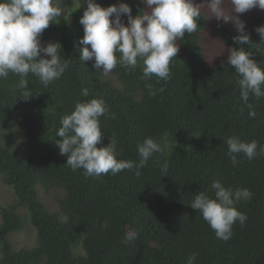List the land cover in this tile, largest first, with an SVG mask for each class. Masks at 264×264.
<instances>
[{"label":"trees","instance_id":"trees-1","mask_svg":"<svg viewBox=\"0 0 264 264\" xmlns=\"http://www.w3.org/2000/svg\"><path fill=\"white\" fill-rule=\"evenodd\" d=\"M77 1L68 24L50 23L40 38L45 45L61 44L62 59L70 60L65 74L45 87L30 73L33 95L27 100L19 97L20 77L10 73L0 79V182L14 193L11 202L0 204V264H187L192 253H197L194 264H264V156L249 160L239 153L233 165L226 144L229 136L239 135L264 145V97L250 96L256 110L250 117L239 99L240 77L227 59L208 65L199 37L205 14L196 32L177 40L169 80L142 79V61L134 70L118 65L105 77L93 61L79 60L86 2ZM94 2L105 8L127 3L133 17L145 10L140 0ZM258 26H264V10L250 19L245 31L252 43L243 47L264 68ZM212 31L229 49L239 47L233 40L238 30L217 22ZM147 83L160 91L150 96ZM84 89L87 97L81 95ZM93 98L108 109L100 117L104 136L98 147L114 142L118 159L138 161L137 146L145 138L160 145L140 176L124 170L97 178L66 164L56 144L60 120L77 102ZM213 181L253 193L251 200L235 204L247 219L243 226L233 225L227 241L191 207L199 191L214 195ZM40 188L52 199L51 208ZM19 206L27 212H18ZM30 226L36 244L15 249L7 237ZM131 229L139 236L126 245Z\"/></svg>","mask_w":264,"mask_h":264},{"label":"clouds","instance_id":"clouds-1","mask_svg":"<svg viewBox=\"0 0 264 264\" xmlns=\"http://www.w3.org/2000/svg\"><path fill=\"white\" fill-rule=\"evenodd\" d=\"M86 8L80 18L84 35L79 39V60L93 61L92 67L101 70L107 77L118 65L134 70L142 61V79L151 80L153 76L160 80L171 78V62L176 58L179 46L177 40L183 39L185 32L194 33L198 29L201 17V4L192 0H140L146 10L132 16L127 3L101 7L94 0H85ZM210 17L224 22L234 21L239 35L233 40L239 47L229 50L228 65L234 68L240 77L237 81L239 99L248 108L250 117L256 116L250 96L259 100L264 97V68L252 59V52L243 47L251 45L250 33L245 31V23L233 13L241 14L253 8L264 10V0H230L231 10L224 7L225 0H203ZM115 14V19L110 17ZM65 17L60 0H0V79L9 74L20 77L19 97L27 100L33 93L28 88L27 77L31 73L47 87L60 79L69 69L70 60L62 59L59 42L41 43V36L50 23H59ZM126 15L127 24L121 17ZM261 42H264V26L256 27ZM50 57V59L48 58ZM148 94L155 96L159 89L147 83ZM81 95H89L86 89ZM108 109L102 99L93 98L77 102L74 110L65 114L57 131L60 138L56 141L61 155L67 156L66 164L72 170L83 169L86 176L117 175L121 171H132L140 176L154 153L161 151L153 138H145L138 144L139 160L117 158L114 142L98 147L104 134L100 128V117ZM227 155L233 165L237 164V154L243 153L249 160L264 156V145L256 140L244 142L239 135L226 139ZM167 162L161 171L166 173ZM211 190L199 191L191 202L217 238L227 241L233 235V225L238 221L244 225L246 214L239 211L235 204L251 200L253 193L247 188H226L220 181H213ZM139 236L138 229L125 234L124 243L131 244ZM197 253H192L187 264H194Z\"/></svg>","mask_w":264,"mask_h":264},{"label":"rangeland","instance_id":"rangeland-1","mask_svg":"<svg viewBox=\"0 0 264 264\" xmlns=\"http://www.w3.org/2000/svg\"><path fill=\"white\" fill-rule=\"evenodd\" d=\"M193 4H201V12L205 14L207 19V25L203 31L199 33L200 41L202 44V52L205 56V59L208 63V65H216L220 62H223L227 59L229 55V48L223 44L213 33L212 26L213 24L217 22H222L229 26L231 29L237 30L235 26L234 21L224 22L222 19L217 20L215 17H210V13L207 11L206 6L203 3V0H192ZM60 5L62 8H64L65 17L62 15L60 18V22L57 23H51L52 25H58V26H65L68 24L71 16L76 11V8L78 7V1L77 0H60ZM145 10H146V5ZM224 7L227 11L230 12L231 10V4L230 0H225ZM262 10L259 8H253L249 11H246L241 14L233 13V15L238 16L239 20L243 21L245 23V29L249 27L250 19L255 15L259 14ZM110 19H115V15L113 14ZM122 22L127 24L128 20L122 19ZM40 198L43 199L48 206L51 208L53 206L52 199L50 196L43 193L42 189H38ZM14 198L13 190L10 186L4 185L0 182V204H7L12 201ZM18 212L26 213L27 209L24 206H19L17 208ZM0 222H1V216H0ZM7 240L12 243V246L15 249L22 248V247H30L36 244V230L34 227L30 226L24 230H20L17 232H13L9 234L7 237ZM0 252V257H1Z\"/></svg>","mask_w":264,"mask_h":264}]
</instances>
